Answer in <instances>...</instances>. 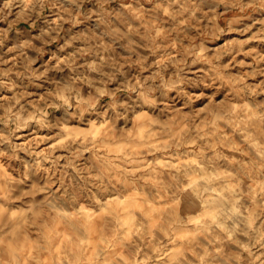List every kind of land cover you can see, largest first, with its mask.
<instances>
[{
	"label": "rangeland",
	"instance_id": "374dc122",
	"mask_svg": "<svg viewBox=\"0 0 264 264\" xmlns=\"http://www.w3.org/2000/svg\"><path fill=\"white\" fill-rule=\"evenodd\" d=\"M0 264H264V0H0Z\"/></svg>",
	"mask_w": 264,
	"mask_h": 264
},
{
	"label": "bare ground",
	"instance_id": "6f19581e",
	"mask_svg": "<svg viewBox=\"0 0 264 264\" xmlns=\"http://www.w3.org/2000/svg\"><path fill=\"white\" fill-rule=\"evenodd\" d=\"M193 164V163H192ZM188 165V164H187ZM189 165H190V163H189ZM191 176H192V174H191ZM204 176V175H203ZM182 183V182H181ZM223 183V182H222ZM185 196V195H184ZM182 197V196H181ZM178 199V198H177ZM191 199V198H190ZM170 206V205H169ZM183 208V207H182ZM167 213V212H166ZM219 215V214H218ZM163 217V216H162ZM187 218V217H186ZM193 218V217H192ZM201 218V217H200ZM203 220V219H202ZM193 221H196V220H193ZM198 221V220H197ZM207 221V220H206ZM210 221H212V219L210 220ZM203 222V221H202ZM162 223V222H161ZM163 224V223H162ZM206 227V226H205ZM170 229V228H169ZM206 230V229H205ZM189 232V231H188ZM73 246V245H72ZM196 251V250H195ZM74 252V251H73Z\"/></svg>",
	"mask_w": 264,
	"mask_h": 264
}]
</instances>
